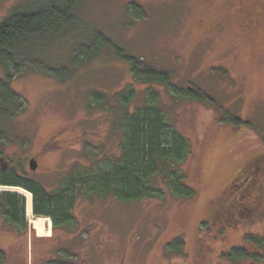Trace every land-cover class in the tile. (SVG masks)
I'll return each instance as SVG.
<instances>
[{
  "label": "rangeland",
  "instance_id": "obj_1",
  "mask_svg": "<svg viewBox=\"0 0 264 264\" xmlns=\"http://www.w3.org/2000/svg\"><path fill=\"white\" fill-rule=\"evenodd\" d=\"M46 1L0 0V22L18 5ZM243 3L249 0H81L73 29L19 52L18 69L11 65L12 88L25 109L0 121L9 136L2 142L6 167L15 165L52 192L77 164L92 168L118 155L113 112L92 107L88 93L102 91L115 108L116 96L131 86V109L145 105L150 90L158 91L161 109L191 141L193 155L186 165L199 191L191 199L168 194L133 202L80 196L73 207L76 244L68 252L35 244L34 235L3 218L0 206V264H58L63 256L67 264H264V246L248 239L264 237V209L259 217L239 210L246 198L259 197L239 195L236 187L246 166L264 156V12L250 27L252 9L238 10ZM95 30L127 54L170 70L174 85L136 82L130 66L107 48L60 80L51 70L66 67L76 43ZM8 71L0 62V79ZM191 86L202 88L214 103L175 96H188L184 90ZM230 114L246 124L229 123ZM50 137L48 146L44 141ZM32 158L36 170L30 168ZM230 189L239 194L230 195ZM228 198L239 200L240 212L219 222L222 214L231 215ZM177 243L181 253L172 250Z\"/></svg>",
  "mask_w": 264,
  "mask_h": 264
},
{
  "label": "trees",
  "instance_id": "obj_2",
  "mask_svg": "<svg viewBox=\"0 0 264 264\" xmlns=\"http://www.w3.org/2000/svg\"><path fill=\"white\" fill-rule=\"evenodd\" d=\"M80 1L47 0L42 6L18 5L0 22V62L9 69L6 78L0 79V121H9L25 109L22 96L12 88L14 70L11 65L18 69L20 62L16 58L19 52L31 42L46 38L50 40L51 36H58L66 30L73 29L77 23V8ZM106 48L112 50L120 60L130 66L136 82L152 85L158 83L168 87L174 85L170 70L160 69L139 57L127 54L124 48L98 30L93 32L90 39L86 37L81 44L79 41L76 43L70 52V60L66 67L62 70L52 69L51 72L65 81L79 67L95 59ZM130 87L116 96L119 105L115 108L111 107L110 98L102 91L90 90L88 93L91 96L89 100L96 105L92 107L110 109L113 112L114 131L120 132L118 155L108 156L92 168L77 164L59 189L51 192L15 165L6 167L2 160V142L9 139V136L8 132L0 128V185L21 186L29 190L34 194L36 209L39 212L52 211L57 213L58 218L67 211L73 212V207L80 196L99 198L113 196L127 202L143 199L161 200L168 194L182 199L196 197L199 188L193 180L189 165H186L193 155L191 141L161 109L158 104V91L150 90L147 103L131 109L129 105L134 92ZM169 91L171 92L170 89ZM184 91L188 96H180L178 93L175 96L214 103V98L198 86H191ZM227 121L237 126L246 124L235 114H230ZM262 177L264 156L255 158L244 169L242 181L236 183L237 189L241 187L239 191L241 194L231 189L228 191L230 195H257L259 198H246L247 205L241 204L239 207V210L250 209L249 213L257 217L264 209ZM0 197L3 218L15 225L25 213V197L12 191H0ZM228 199L230 205L226 206L233 208L230 210L231 215L222 214V217L217 219L219 222H229L235 213L240 212L237 211L239 200L235 202L234 198ZM35 213H38L37 210ZM248 239L256 241L259 246H264V237L250 236ZM181 246L177 243L172 250L181 253ZM234 251L240 256H248L242 249L235 247Z\"/></svg>",
  "mask_w": 264,
  "mask_h": 264
},
{
  "label": "flooded vegetation",
  "instance_id": "obj_3",
  "mask_svg": "<svg viewBox=\"0 0 264 264\" xmlns=\"http://www.w3.org/2000/svg\"><path fill=\"white\" fill-rule=\"evenodd\" d=\"M248 5H250L252 9V12H250L248 18L249 21L248 25L250 27H253L257 22L258 14H262V12H264V0H249V3H243L241 8H239L238 10L242 11ZM52 142L53 140H51V137L47 138V140L44 141V143L47 144L48 146H51ZM243 173L244 170L243 172H241L239 177H241ZM231 185L232 183L230 184V186ZM35 210H37L38 213H35ZM32 213L33 216H35L36 218L43 217L47 219L45 226L46 229L50 231V233L39 234L36 228L34 227V225H32L31 221L30 224H28L30 219L28 218L29 215L26 207L23 218L18 223H15L14 226L22 230L28 231L31 238H33L32 235H34L39 240L38 241L36 238H34V243L36 244L37 242V244L43 246V248H50L51 250H58V251L64 250L66 252L74 248L72 245H74V243L76 244V242H75V234L73 232V229L74 226L77 224V221L73 212L67 211V213L65 215H61L60 218L57 217V213L52 211L39 212L38 209H36V200L35 198H33ZM214 218L215 217H213V219ZM211 220L212 219L210 217L209 221ZM84 244L88 245V241H85ZM121 262L122 260H119L118 264H121ZM58 264H67L64 256L62 260L58 261Z\"/></svg>",
  "mask_w": 264,
  "mask_h": 264
},
{
  "label": "bare ground",
  "instance_id": "obj_4",
  "mask_svg": "<svg viewBox=\"0 0 264 264\" xmlns=\"http://www.w3.org/2000/svg\"><path fill=\"white\" fill-rule=\"evenodd\" d=\"M0 190H7V191H12V192H18L23 194L24 196L27 197V210H28V215L31 216V211H32V192H30L29 190L21 187V186H2L0 187ZM45 218L43 217H37V218H33L30 217V221L32 223V225H34V227L36 228L37 232L39 234H43V233H50L49 230L46 229L45 223H46Z\"/></svg>",
  "mask_w": 264,
  "mask_h": 264
},
{
  "label": "water",
  "instance_id": "obj_5",
  "mask_svg": "<svg viewBox=\"0 0 264 264\" xmlns=\"http://www.w3.org/2000/svg\"><path fill=\"white\" fill-rule=\"evenodd\" d=\"M29 165H30V168L32 170H36L37 167H38V162L36 161V159L32 158L30 161H29ZM13 187V186H12ZM0 191H7V190H0Z\"/></svg>",
  "mask_w": 264,
  "mask_h": 264
}]
</instances>
